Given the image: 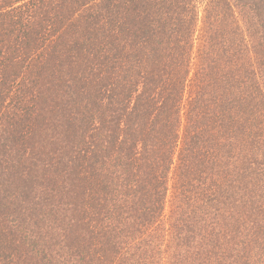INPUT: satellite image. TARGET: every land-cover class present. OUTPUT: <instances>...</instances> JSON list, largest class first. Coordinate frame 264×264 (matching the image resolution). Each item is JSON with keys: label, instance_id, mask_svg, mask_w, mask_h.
I'll list each match as a JSON object with an SVG mask.
<instances>
[{"label": "trees", "instance_id": "obj_1", "mask_svg": "<svg viewBox=\"0 0 264 264\" xmlns=\"http://www.w3.org/2000/svg\"><path fill=\"white\" fill-rule=\"evenodd\" d=\"M0 264H264V0H0Z\"/></svg>", "mask_w": 264, "mask_h": 264}, {"label": "rangeland", "instance_id": "obj_2", "mask_svg": "<svg viewBox=\"0 0 264 264\" xmlns=\"http://www.w3.org/2000/svg\"><path fill=\"white\" fill-rule=\"evenodd\" d=\"M15 73H20V71H17V70H15ZM21 74V73H20ZM22 75V74H21ZM16 77H18L17 75H16ZM20 77V76H19ZM49 80V79H48ZM14 81V80H13ZM28 83H30L29 85L30 86H35V87H32V89H36V88H40V87H38V83H36V82H34L33 80H32V78L31 79H29V81H28ZM28 85V84H27ZM48 96V95H47ZM53 99V98H52Z\"/></svg>", "mask_w": 264, "mask_h": 264}]
</instances>
